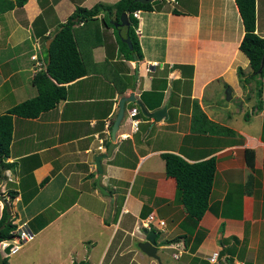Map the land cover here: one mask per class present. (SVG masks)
<instances>
[{
	"label": "crops",
	"instance_id": "1",
	"mask_svg": "<svg viewBox=\"0 0 264 264\" xmlns=\"http://www.w3.org/2000/svg\"><path fill=\"white\" fill-rule=\"evenodd\" d=\"M116 1L25 0L0 12V114L37 93L32 78L49 61L46 41L76 6ZM147 2L150 8L133 13L140 58L119 51L117 34L125 40L129 26L116 20L115 9L107 20L101 11L73 26L85 74L66 82L65 97L38 115H13L0 215L10 202L14 221L38 239L14 258L6 255L8 264H117L119 258L148 264L137 246L143 236L137 225L148 214L165 223L157 253L180 241L171 264H264V74L239 80L237 68L248 75L251 67L239 47L238 6L235 0ZM255 30L264 36V0H255ZM130 92L138 102L125 101L112 141L118 100ZM194 100L209 121H193ZM141 105L165 106L167 114L156 119ZM133 117L140 119L135 131ZM245 148L253 150L252 166ZM164 151L189 161L215 157L208 207L197 221L175 197Z\"/></svg>",
	"mask_w": 264,
	"mask_h": 264
},
{
	"label": "trees",
	"instance_id": "2",
	"mask_svg": "<svg viewBox=\"0 0 264 264\" xmlns=\"http://www.w3.org/2000/svg\"><path fill=\"white\" fill-rule=\"evenodd\" d=\"M25 0H0V12L11 9L15 5H22ZM242 19L244 33L239 47L248 56L251 67L248 75L242 67L237 68L239 80L243 83L255 75L264 74V65L260 72H256L260 65L262 53L264 51V36L259 35L255 30V0H235ZM151 2H142L140 0H117L116 2L101 3L98 2L91 7L76 6L74 11L62 22L59 29L54 33L49 48L44 47L46 56L49 54V61L45 68L35 72L32 78L33 84L37 87V93L33 96L23 99L15 105L8 108L0 114V184L4 175L5 168L11 163L6 162L9 155V145L11 141L13 115L33 117L42 110L52 107L57 101L65 97L66 86L69 82L85 74L86 67L82 52L79 49L78 41L75 35L74 24L77 22H86L97 18L99 12L104 11L103 18L106 19L109 12L115 9L116 20L122 11H127L132 21L128 27V35L132 44L130 48L128 42L117 34L119 42V51L126 58H140L142 52L140 45L134 33L137 25V19L133 11L137 8H150ZM107 20V19H106ZM257 88L258 106L262 104L261 81ZM193 121L200 117L209 121L206 114L200 108L196 100L193 101ZM198 117V118H196ZM246 161L252 166L254 154L253 150L245 148ZM161 157L165 162V173L171 175L176 181V199L180 201L189 217L195 221L201 218L208 207L209 195L212 188L216 161L214 156L204 159L189 161L177 152L164 151ZM264 166V151H263ZM48 177L45 179V181ZM11 197L14 193H9ZM10 202H5L0 215V242L4 239L16 235L15 228L17 223L14 221V215L10 209ZM149 229L156 230V237L160 231L153 225ZM168 242V240H166ZM9 248L6 247L5 250ZM3 261L8 264L7 256H3ZM73 264H93L89 260L81 259L74 261Z\"/></svg>",
	"mask_w": 264,
	"mask_h": 264
},
{
	"label": "water",
	"instance_id": "3",
	"mask_svg": "<svg viewBox=\"0 0 264 264\" xmlns=\"http://www.w3.org/2000/svg\"><path fill=\"white\" fill-rule=\"evenodd\" d=\"M140 1L147 2V1H150V0H140ZM127 15L128 14H127L126 10L122 11L121 14H120V22L121 23H125L127 26H129V21H128ZM114 24H116V23H114ZM125 41L128 42L130 48H132V44H131V41L129 39V36H127L125 38ZM49 42H50V39H48L46 41V47H49ZM133 56L135 57V54H133ZM48 59H49V57H48ZM263 65H264V51H263L262 56H261L260 65L257 68L256 72H260L262 70V68H263ZM226 90L228 92L229 88H227ZM229 95L230 94L228 92L227 96L229 97ZM126 100H136L133 92H130L127 95H122L119 98V100H118L119 108H118L116 117H115V119L113 121L112 129H111L112 141L115 139L116 130L118 129L120 121H121V119L124 116V113H125V101ZM136 101L138 102V100H136ZM141 109H142V111L145 114H147L148 116H153L156 119H160L162 116H165L167 114L165 106H162V107H160L158 109H155V110H152V111H147L141 105ZM112 141L109 142L108 151L111 150V147L113 145ZM105 155H106L105 153H101V154H98L96 156V168H97V171L99 173H101V171H102L100 159H101V157H103ZM100 189L103 190L101 188V186H100ZM141 232L143 233V236H142V238L140 240L137 241V246L140 248V250H142L143 252H145L146 254H148L150 256L155 257L159 261L160 258H159V255L157 253V248L162 244V242L157 240V238H156V230L155 229L144 228V229H142ZM2 256L3 255H2V253L0 251V264H5L4 261H3V257Z\"/></svg>",
	"mask_w": 264,
	"mask_h": 264
},
{
	"label": "built area",
	"instance_id": "4",
	"mask_svg": "<svg viewBox=\"0 0 264 264\" xmlns=\"http://www.w3.org/2000/svg\"><path fill=\"white\" fill-rule=\"evenodd\" d=\"M134 14L136 13V10L133 11ZM34 58H36L35 55H33ZM137 112V108L133 107L129 110L130 116H134ZM140 119L138 117L131 118V130L135 131L138 128V123ZM122 137H126L127 133L123 132L121 133ZM141 224L146 227L150 228L151 225H153L156 229H164V220L160 218H155L154 215L148 214L145 218H142ZM16 235L11 238L4 239L0 242L1 250L4 252L6 247H9V251H6L5 254H9L17 250L22 246V244L26 241L31 240L34 237V232L28 227L27 224H17V227L15 228ZM180 241H175L172 243V246L177 247L179 245ZM171 244V243H170ZM168 244V245H170ZM217 252H213L211 256L209 257V260L214 263L216 258ZM178 256V253L175 255V257Z\"/></svg>",
	"mask_w": 264,
	"mask_h": 264
},
{
	"label": "rangeland",
	"instance_id": "5",
	"mask_svg": "<svg viewBox=\"0 0 264 264\" xmlns=\"http://www.w3.org/2000/svg\"><path fill=\"white\" fill-rule=\"evenodd\" d=\"M259 77H260V75H255L254 77H253V79H259ZM125 216V215H124ZM142 235H143V233H141ZM164 233L163 234H161L160 236H162V237H164ZM38 239V236L37 235H34V237L31 239V240H29V241H26V242H24L22 245V249H20L19 251H17V252H15V253H9L10 255V258H14L15 256H17L18 255V253L21 251V250H23L26 246H29L30 244H32L33 242H35L36 240ZM172 244H170V245H167L166 246V248H161V249H159L158 250V255H159V257H160V260L158 261L155 257H152V256H150L149 255V257H147L148 258V260H150V262L148 263V262H146V263H148V264H171V263H173L174 262V259H173V257L172 256H175L176 254H177V252H175V250H174V248H176L175 246H172ZM174 247V248H173ZM9 248V247H8ZM19 249V248H18ZM17 249V250H18ZM0 251H1V253L2 254H5V252H6V250L3 252L2 250H1V246H0ZM216 252V251H215ZM6 255H8V254H6ZM109 256V255H108ZM216 256H217V254H216ZM217 260V258H215V261ZM8 261V260H7ZM90 261V260H89ZM145 262V261H144ZM117 264H122V262H121V260H120V258L118 259V263Z\"/></svg>",
	"mask_w": 264,
	"mask_h": 264
},
{
	"label": "flooded vegetation",
	"instance_id": "6",
	"mask_svg": "<svg viewBox=\"0 0 264 264\" xmlns=\"http://www.w3.org/2000/svg\"><path fill=\"white\" fill-rule=\"evenodd\" d=\"M145 217H146V216H145ZM145 217H144V218H145ZM141 220H142V219H141ZM141 220H140V222H139L138 225H137V229L140 230V232L142 231V229L146 228V227H144V226L141 224V222H142ZM147 229H149V228H147ZM141 233H142V232H141Z\"/></svg>",
	"mask_w": 264,
	"mask_h": 264
},
{
	"label": "clouds",
	"instance_id": "7",
	"mask_svg": "<svg viewBox=\"0 0 264 264\" xmlns=\"http://www.w3.org/2000/svg\"><path fill=\"white\" fill-rule=\"evenodd\" d=\"M6 255V254H5Z\"/></svg>",
	"mask_w": 264,
	"mask_h": 264
}]
</instances>
